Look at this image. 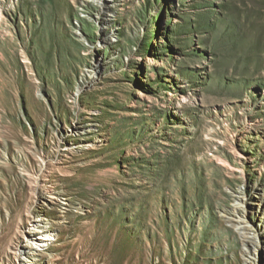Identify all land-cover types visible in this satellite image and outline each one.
Wrapping results in <instances>:
<instances>
[{
  "label": "rangeland",
  "instance_id": "374dc122",
  "mask_svg": "<svg viewBox=\"0 0 264 264\" xmlns=\"http://www.w3.org/2000/svg\"><path fill=\"white\" fill-rule=\"evenodd\" d=\"M18 181L0 264H264V0H0Z\"/></svg>",
  "mask_w": 264,
  "mask_h": 264
},
{
  "label": "bare ground",
  "instance_id": "6f19581e",
  "mask_svg": "<svg viewBox=\"0 0 264 264\" xmlns=\"http://www.w3.org/2000/svg\"><path fill=\"white\" fill-rule=\"evenodd\" d=\"M18 183H19V188L16 190V193L14 194L15 195L14 198L12 199L7 198L4 200L7 205L6 208L8 210V215H7L8 220L7 222H3V221L0 222V256L1 257H4L7 252L10 254H14L13 251L12 252L6 251V247H9V249L12 248L14 238H20V234H21L20 229H23L25 224L29 226V223L27 221L24 223V220L22 219L24 212L28 214H34V212H36L35 210L31 211L28 208L30 206L28 201V194L25 191L23 184L20 181H18ZM27 216H28L27 220L31 218L30 215ZM1 219L3 220V217ZM32 227L37 228L35 233L38 235V239H36V243H37L36 247L35 246L31 247L30 250L35 251L38 250L39 247L49 246V243H51L53 239L50 233L48 232V230H44L43 228H38L35 225L34 226L32 225Z\"/></svg>",
  "mask_w": 264,
  "mask_h": 264
}]
</instances>
